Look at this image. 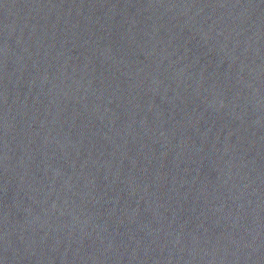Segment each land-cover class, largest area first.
Here are the masks:
<instances>
[{"label": "water", "instance_id": "water-1", "mask_svg": "<svg viewBox=\"0 0 264 264\" xmlns=\"http://www.w3.org/2000/svg\"><path fill=\"white\" fill-rule=\"evenodd\" d=\"M0 264H264V0H0Z\"/></svg>", "mask_w": 264, "mask_h": 264}]
</instances>
